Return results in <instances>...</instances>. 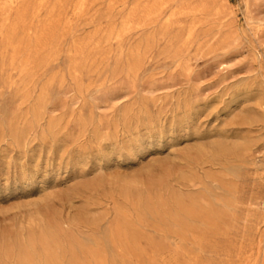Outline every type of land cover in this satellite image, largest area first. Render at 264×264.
<instances>
[{
	"label": "rangeland",
	"instance_id": "374dc122",
	"mask_svg": "<svg viewBox=\"0 0 264 264\" xmlns=\"http://www.w3.org/2000/svg\"><path fill=\"white\" fill-rule=\"evenodd\" d=\"M0 264H264V0H0Z\"/></svg>",
	"mask_w": 264,
	"mask_h": 264
},
{
	"label": "bare ground",
	"instance_id": "6f19581e",
	"mask_svg": "<svg viewBox=\"0 0 264 264\" xmlns=\"http://www.w3.org/2000/svg\"><path fill=\"white\" fill-rule=\"evenodd\" d=\"M91 110V109H90ZM134 110V109H133ZM128 112V111H127ZM127 116V115H126ZM130 121V120H129ZM262 122V121H261ZM126 131V130H125ZM145 147V146H144Z\"/></svg>",
	"mask_w": 264,
	"mask_h": 264
}]
</instances>
